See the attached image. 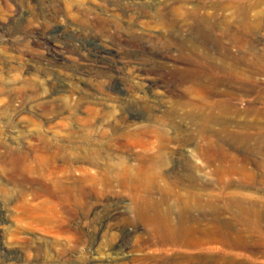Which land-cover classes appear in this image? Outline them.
<instances>
[{
    "label": "rangeland",
    "instance_id": "rangeland-1",
    "mask_svg": "<svg viewBox=\"0 0 264 264\" xmlns=\"http://www.w3.org/2000/svg\"><path fill=\"white\" fill-rule=\"evenodd\" d=\"M208 1L221 5L215 16L227 18L232 36L240 42L230 44L225 66L193 69L183 61L177 63V67L170 64L158 70L153 68L158 66L160 52H163L158 38L166 32L163 20L159 19L167 22L177 18L181 22L183 16L179 10L176 12L178 4L191 7ZM242 1L259 2L250 10V14L257 10L260 13L259 19L249 20L255 32L240 25L241 16L236 10L243 5ZM182 34L190 39L193 37L185 27ZM212 38L217 44L221 41L217 30H213ZM197 41L199 51L196 55L182 53L181 57L174 47L171 55H164L201 58L207 48L202 47L205 44L201 40ZM211 47L209 57L220 61L219 47L214 44ZM242 57L253 64L242 61ZM140 58H149L148 69L141 67ZM263 58L264 0H0V130L12 145L25 143L34 132V126L28 124L32 120L38 130L54 142L53 138L63 136L68 127L78 125L88 114L87 106L91 105L109 115L104 120L110 121L108 126L123 128L111 120L112 117L134 121L128 124L144 130L151 149L158 147L164 136L171 137L168 155L172 163L168 166L183 169L176 163L182 162L187 150L206 144L196 116L215 115L222 117V121L228 120L226 132L246 134L250 142L237 144L226 139L223 133L218 139L215 135L219 125L214 124L210 125L213 147L218 142L226 153L237 155L239 161L246 151L245 146H257L262 149L264 158V67L256 66L257 60L264 61ZM205 74L216 82L209 83L212 94L206 102L193 79H181ZM243 85L251 88L242 89ZM17 92L22 94V99L16 97L12 106L7 105V99ZM219 100L224 101L223 105L212 107L211 103ZM42 102L46 105L38 106ZM242 122L256 123V127L242 128ZM102 144V159L98 164L90 166L76 162L75 165L99 175L115 171L117 158L129 157L127 152L120 153ZM198 160L202 178L211 182L209 188L200 185V191L218 192L220 186L215 175L212 176L213 165L206 163L200 153ZM4 168V160L0 157V264H87L93 249L102 257L107 254L104 260L111 259L107 245L116 243L122 234L128 237L131 246L147 237L145 227L138 221L122 230L112 225L108 228L109 236L99 235L88 222L79 221L69 223L61 232L44 231L16 208L19 187L6 179ZM256 186L264 194V179L249 189L254 190ZM113 199L129 202L128 196ZM224 215L219 218L225 220L231 216ZM237 226L246 235L258 237L261 247L235 251L214 243V255L218 259L221 257L219 264H229L226 259L230 258L233 260L230 264H264V217L254 226ZM68 229L82 240L67 237L70 236Z\"/></svg>",
    "mask_w": 264,
    "mask_h": 264
},
{
    "label": "bare ground",
    "instance_id": "bare-ground-1",
    "mask_svg": "<svg viewBox=\"0 0 264 264\" xmlns=\"http://www.w3.org/2000/svg\"><path fill=\"white\" fill-rule=\"evenodd\" d=\"M242 3L243 5L236 10L241 16L240 25L245 30L255 32L256 28L250 27L249 20L259 19L260 13L257 10L250 14V10L259 2ZM209 7H212L211 11L208 10ZM220 7V4L209 1L191 7L181 3L176 9V12L179 10L183 16L181 22L177 18L167 22L160 18V22L162 20L164 22L166 32L162 33L158 42L159 47L164 50L161 48L163 51L160 52L161 61L153 68L158 70L170 64L177 67V63L183 61L186 66L193 69L225 66L228 62L230 44L240 42L232 36L227 18L215 16ZM183 27L192 32V39L182 34ZM213 30H217L220 35L221 41L218 44L212 38ZM197 40H201L205 44L202 47L207 48L204 56L181 59L182 53L188 56L199 51ZM212 44L219 47L222 57L218 62L209 57ZM172 47L181 57L178 55L170 57ZM169 53V56L164 55ZM240 59L249 62L244 57ZM140 60L141 67L148 69L149 58ZM257 61L258 68L264 67V61L260 59ZM181 79H193L203 93L204 102L212 94L209 83H216L209 74ZM250 88V85L242 86V89ZM16 97L22 99V94L15 93V96L7 99L6 104L12 106ZM223 103L224 101L219 100L211 104L214 107L217 104L222 106ZM44 105L46 102L38 104L40 107ZM87 107V116L80 119V123L75 127H68L63 136L53 138L54 142L51 137L38 130V126L32 120H29L28 124L34 126V132L25 143L12 145L0 130V157L4 160V173L8 181L19 187L15 196L16 208L26 216V219L48 232L66 230V226L73 221L88 222L99 235L105 236L110 235H107L108 228L110 229L112 225L122 230L125 226L138 221L145 227L147 237L140 239L136 237L138 240L131 246L128 237L125 238L122 234L116 243L107 245L106 251H109L111 259L104 260L107 254L103 255V259L97 250L93 249L91 253L93 256L87 264H219L218 260L221 257L218 259L214 255L216 252L214 243L235 251L257 250L261 245L260 239L246 235L237 225L254 226L264 217V194L258 190V186L254 190L249 189L264 179L262 149L257 146H245L246 151L238 161L237 155L235 157L231 155L232 152L226 153L218 142L213 147L215 142L212 143L210 125H219V131H216L215 135L218 139L219 134L223 133L226 139L237 144L246 145L250 142H247L246 134H238L239 132L236 133L234 130L226 132L228 120L222 121L220 116L197 115L196 119L201 126L200 134L206 144L202 148L193 147L187 150L182 162L176 163L183 169L177 166L169 168L168 144L172 140L171 137L164 136L158 147L151 149L144 130L131 128L128 124H133L134 121L125 117H112L111 120L123 125V128L108 126L107 123L110 121L104 120L109 115L101 113L91 105ZM241 127H256V123L242 122ZM102 143L114 151L127 152L129 157L117 158L115 171L111 173L105 171L99 175L81 165H75L76 162L90 166L98 164L102 159L100 149ZM199 153L205 158L206 163L213 165L212 176L215 175V181L220 186L218 192L200 191L202 187L200 185L209 188L211 182L202 178ZM119 196H128L129 202L123 203L113 199ZM226 213L231 216L221 220L219 216L225 217ZM67 231L70 235L67 237L82 240L72 229ZM99 258L105 262H102V259L97 260ZM232 261L231 258L226 259L229 264L233 263Z\"/></svg>",
    "mask_w": 264,
    "mask_h": 264
}]
</instances>
